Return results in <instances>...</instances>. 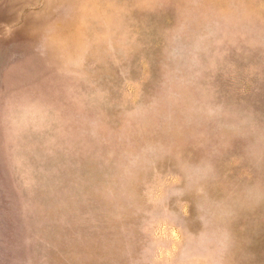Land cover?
<instances>
[{"label": "rangeland", "instance_id": "1", "mask_svg": "<svg viewBox=\"0 0 264 264\" xmlns=\"http://www.w3.org/2000/svg\"><path fill=\"white\" fill-rule=\"evenodd\" d=\"M0 264H264V0H0Z\"/></svg>", "mask_w": 264, "mask_h": 264}]
</instances>
